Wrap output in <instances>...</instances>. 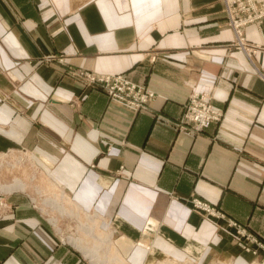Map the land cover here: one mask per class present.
I'll return each instance as SVG.
<instances>
[{
	"label": "crops",
	"instance_id": "crops-1",
	"mask_svg": "<svg viewBox=\"0 0 264 264\" xmlns=\"http://www.w3.org/2000/svg\"><path fill=\"white\" fill-rule=\"evenodd\" d=\"M225 15L222 0H0V152L28 151L124 264H249L192 197L264 242V20L244 29L259 45L248 55ZM80 71L125 73L152 100L134 114L84 87ZM201 92L223 118L194 133L181 105ZM13 193L0 264H87Z\"/></svg>",
	"mask_w": 264,
	"mask_h": 264
},
{
	"label": "built area",
	"instance_id": "built-area-1",
	"mask_svg": "<svg viewBox=\"0 0 264 264\" xmlns=\"http://www.w3.org/2000/svg\"><path fill=\"white\" fill-rule=\"evenodd\" d=\"M228 24L234 32L237 44L236 49L252 51L256 53L257 47H249L246 44L244 27L250 23L260 24L264 19V1L256 0H224ZM223 1V2H224ZM235 26L238 28L235 30ZM239 32V36L236 34ZM253 48V49H250ZM154 59V58H153ZM76 75L83 80L86 86H98L106 92L108 100L124 106L132 111H143L147 108L148 101L152 99L153 93L145 86H139L128 80L123 74L99 75L92 72H77ZM186 111L180 117L181 125H188V129L194 133H199L209 127L211 123L220 122L223 113L215 109L208 93H192L187 98L184 105ZM195 211L202 213L208 221L218 227L222 235L234 242L242 251L256 257L257 250L264 252V242L254 233L250 232L246 226L227 217L224 212L208 204L206 201L193 197L191 200ZM223 221L224 223H220Z\"/></svg>",
	"mask_w": 264,
	"mask_h": 264
},
{
	"label": "rangeland",
	"instance_id": "rangeland-1",
	"mask_svg": "<svg viewBox=\"0 0 264 264\" xmlns=\"http://www.w3.org/2000/svg\"><path fill=\"white\" fill-rule=\"evenodd\" d=\"M256 1H261L262 2L264 0H256ZM227 20L228 19L226 17L227 25L232 30L233 37H234L233 29L228 24ZM263 20L264 19H262L260 24L250 23V24H247L245 27H247L249 25L261 26V24L263 23ZM245 27H244V29H245ZM244 37H245V34H244ZM245 41H246V44L249 47H252V46L257 47V46H259L256 43H252V42L248 41L247 39H245ZM235 44H237V43L235 41V38H233L232 45H233L234 49L237 50ZM250 49H253V48H250ZM150 58H151V61H155V59H156L154 54H152V56ZM114 74H123L128 80H130L126 76L125 73H114ZM84 87H87L88 89L99 88L98 86H86L85 84H84ZM100 89L105 93V95L107 97V94L103 90V88L100 87ZM201 93H206V92H201ZM151 100L152 99H150L148 101V103ZM186 100L181 105L180 117L185 114L186 109H185L184 105L186 103ZM112 102L116 103L114 101H112ZM145 110H143V111H132L131 110V111L134 114H138V113L144 112ZM217 123H219V122H217ZM179 124H180V118H179ZM211 124H213V123H211ZM184 126H186V125H184ZM15 152L18 153V154L22 153L19 150L15 151ZM7 154L4 157L0 158V172H1L2 169L4 171V172H2V176H1V179H0V183L2 185L9 184V182H11V179L13 178V176L18 177L19 179H21L24 182L26 188H25L24 192H14L13 194H17V193L25 194L26 197L28 198V200L30 201V203L32 204V206L40 208L42 213L44 214V216L50 220L51 224L53 222L52 221L53 219L56 222H58L56 224H52V226H53V229L56 231V233L60 237L64 238V240L67 241V239L65 237L70 236L74 240H76L78 243H80L82 246L87 247L89 250H95V252H97L98 255L100 256L99 259L101 258L100 259L101 261H104V262L107 261L106 264L108 263V261H110L109 259H113L114 258V255L111 254L112 252L110 253L109 256H107V252L108 251H106V249L109 250L108 249L109 248V244H108L106 238L108 236V233L107 232H104V233L101 232L100 228L98 227L99 224H97L96 221L94 222L93 218L90 215H84L82 212L80 214H78L76 211H73V209L70 206L68 207V205L64 203V201H66V199H65V197H62L61 191L58 188H56L55 186H52L48 182L46 177H49V176H48L47 173H45L47 175L45 177V175L43 174V172H45L44 170H41V168L39 166H36L35 163H34L35 166H33V164H31L30 162L28 164V163H26V161H24L25 164L23 163L24 165H22V167L19 169V171H14V170L12 171L11 168H9L7 166H6L7 167L6 168L7 170H6V169H4L5 164L9 163L11 161V159H12V157L9 154L8 155ZM3 163H4V165H3ZM2 165H3V168H1ZM8 172H11V173L9 174ZM50 180H51V178H50ZM9 196H10L9 194H5V193L0 192V216L2 214H4V213L7 214L8 212H11L13 210V205L8 202ZM31 198H34L35 200H33ZM45 198H49L51 200H54V201L58 202L59 205L62 204L64 211L61 213L58 210L43 204V201H44ZM192 198H191V200H192ZM35 203H37V204H35ZM108 227H110V224L109 225H104L103 229L107 230ZM57 228H58V231H57ZM216 228H218L219 232L222 234V232L219 229V225H218V227L216 226ZM73 239L70 240V241L73 242ZM230 242L233 243L236 247H239L234 242H232V241H230ZM240 252L241 253H246V252L242 251L241 249H240ZM225 255L228 257V254L225 253ZM250 255L252 256V258H251V261L249 262V264H252L255 261L257 262L255 264H261L264 261V252L262 250H257L256 257L254 255H252V254H250ZM87 258L84 257L85 262L87 264H93ZM120 259L122 260L121 257H120ZM217 260H218V258H217ZM217 260L215 259V261H216L215 263L218 262ZM113 261H111L112 263L111 262L110 263L111 264H116L117 263L116 260H113ZM117 264H119V263H117ZM123 264H124V261H123ZM148 264H192V263L191 262L189 263V260H184V261H180L179 262L177 260H172V259L165 258V259L153 260V261H151ZM218 264H220V263L218 262ZM226 264H231V262L230 263H226Z\"/></svg>",
	"mask_w": 264,
	"mask_h": 264
},
{
	"label": "bare ground",
	"instance_id": "bare-ground-1",
	"mask_svg": "<svg viewBox=\"0 0 264 264\" xmlns=\"http://www.w3.org/2000/svg\"><path fill=\"white\" fill-rule=\"evenodd\" d=\"M224 0H222V2H223ZM223 4H224V6L226 7V5H225V1L223 2ZM225 12H226V10H225ZM233 28L235 29V30H237L238 28H236L235 26H233ZM236 34L239 36V32L238 31H236ZM242 36H244V35H242ZM242 50V49H241ZM245 53H248V55L250 54H252L253 52L252 51H246V50H243ZM94 74V73H93ZM94 75H96V76H99L98 74H94ZM100 75H102V74H100ZM103 75H111V74H103ZM138 85V84H137ZM139 86H141V85H139ZM17 149H19V148H9V149H7L6 151H4V152H1L0 153V158H2V157H4L7 153L12 157V159H11V161L9 162V163H7V164H5V167H4V169H6L7 167H9V168H11V170L13 171H19V169L22 167V165H24L25 163H24V161H26V163H28L29 164V162L31 163V164H33V166H35L34 165V162L32 161V155L31 154H29L28 153V151L27 152H22V153H20V154H18V153H16L15 151H18ZM7 154V155H8ZM22 154V155H21ZM24 163V164H23ZM3 165H4V163H3ZM3 165H2V167L1 168H3ZM7 166V167H6ZM7 170V169H6ZM2 172H4L3 171V169L1 170V172H0V179H1V176H2ZM9 174L11 173V172H8ZM25 188H26V186H25V184H24V182L21 180V179H19L18 177H15V176H13V178L11 179V182H9V184H7V185H2L1 183H0V192H2V193H5V194H12L13 192H15V191H25ZM31 199H33V200H35L34 198H31ZM35 204H37V203H35ZM43 204H45L46 206H49V207H51V208H54V209H56V210H58L59 212H63L64 210H63V205L61 204V205H59V203L58 202H56V201H54V200H51V199H49V198H45L44 199V201H43ZM53 222L52 223H54L55 224V220L53 219L52 220ZM99 227V226H98ZM73 242L75 243V244H77L76 246L84 253V255L86 256V257H88L89 258V260L93 263V264H106V262H104V261H101L100 259H99V255H98V253L97 252H95V250H89L87 247H84V246H82L80 243H78L76 240H74L73 239ZM74 244V245H75ZM113 244V243H112ZM114 245V244H113ZM260 258V257H259ZM110 261H108V263L107 264H109L111 261H113V260H116L117 261V263H119V264H123V261L120 259V257H118V255L117 254H114V258L113 259H109ZM114 262V261H113ZM122 262V263H121ZM112 263V262H111ZM110 263V264H111ZM116 263V264H117ZM189 263H190V261H189ZM192 263V262H191ZM255 263H257L256 261L255 262H253L252 264H255ZM261 264H264V261L261 263Z\"/></svg>",
	"mask_w": 264,
	"mask_h": 264
}]
</instances>
